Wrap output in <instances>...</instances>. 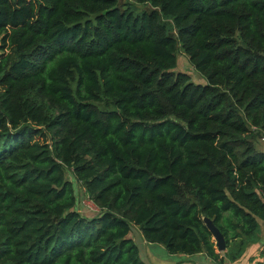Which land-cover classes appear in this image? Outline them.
I'll return each instance as SVG.
<instances>
[{"label": "trees", "instance_id": "obj_1", "mask_svg": "<svg viewBox=\"0 0 264 264\" xmlns=\"http://www.w3.org/2000/svg\"><path fill=\"white\" fill-rule=\"evenodd\" d=\"M133 1L0 0V264H146L132 226L222 259L205 218L236 259L264 221V0Z\"/></svg>", "mask_w": 264, "mask_h": 264}, {"label": "crops", "instance_id": "obj_2", "mask_svg": "<svg viewBox=\"0 0 264 264\" xmlns=\"http://www.w3.org/2000/svg\"><path fill=\"white\" fill-rule=\"evenodd\" d=\"M144 247L146 264H264V221H259L257 234L253 240L249 241L242 254L234 259L229 252V248L217 252L223 259L214 260L205 253L186 255V254H168L164 253V247L160 244L148 243L141 235ZM139 248V246H138ZM141 250L139 248V257Z\"/></svg>", "mask_w": 264, "mask_h": 264}, {"label": "rangeland", "instance_id": "obj_3", "mask_svg": "<svg viewBox=\"0 0 264 264\" xmlns=\"http://www.w3.org/2000/svg\"><path fill=\"white\" fill-rule=\"evenodd\" d=\"M120 2L123 5H127L128 7L132 8L135 12H139L144 8V5L137 4L133 0H120ZM175 71H182L187 73L193 83L207 84L206 77L190 64L188 57L183 53L180 47H178V51H177V66ZM98 106L102 110L108 108V106H106L105 104H99ZM257 143L259 144V148L264 149V145L262 141L260 142V140H257ZM65 174H66V178L71 180L72 182V186L76 197L75 208L88 217L96 215L98 213L97 211L98 208L84 192V189L82 188L81 184L75 180V178L73 177L72 173L69 170L66 169ZM129 236L134 240V242L137 244V246H139L141 250L140 259L145 261L146 259L144 255L145 254L144 247L141 240V234L138 228L132 226L131 231L129 232ZM163 251L164 253H167L166 250Z\"/></svg>", "mask_w": 264, "mask_h": 264}, {"label": "water", "instance_id": "obj_4", "mask_svg": "<svg viewBox=\"0 0 264 264\" xmlns=\"http://www.w3.org/2000/svg\"><path fill=\"white\" fill-rule=\"evenodd\" d=\"M205 221L214 235L217 248L221 251L225 250L227 248V243H226L224 235L221 233L219 228L213 223L211 219L205 218Z\"/></svg>", "mask_w": 264, "mask_h": 264}, {"label": "built area", "instance_id": "obj_5", "mask_svg": "<svg viewBox=\"0 0 264 264\" xmlns=\"http://www.w3.org/2000/svg\"><path fill=\"white\" fill-rule=\"evenodd\" d=\"M261 141H262V143L264 145V135L261 137Z\"/></svg>", "mask_w": 264, "mask_h": 264}]
</instances>
